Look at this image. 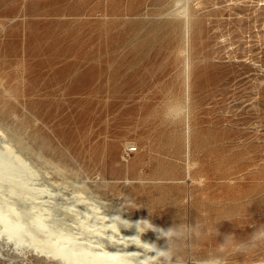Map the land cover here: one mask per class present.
Returning <instances> with one entry per match:
<instances>
[{
	"label": "rangeland",
	"instance_id": "rangeland-1",
	"mask_svg": "<svg viewBox=\"0 0 264 264\" xmlns=\"http://www.w3.org/2000/svg\"><path fill=\"white\" fill-rule=\"evenodd\" d=\"M173 1L0 0V77L21 101L0 95V118L152 225L164 263L203 264L264 225V0ZM196 220L207 235L164 250L163 230ZM230 260L264 264V246Z\"/></svg>",
	"mask_w": 264,
	"mask_h": 264
},
{
	"label": "bare ground",
	"instance_id": "bare-ground-1",
	"mask_svg": "<svg viewBox=\"0 0 264 264\" xmlns=\"http://www.w3.org/2000/svg\"><path fill=\"white\" fill-rule=\"evenodd\" d=\"M182 1L183 0H177V2ZM186 5H184V7ZM190 10L191 9L189 8V11ZM182 13L187 15L186 9ZM177 15L179 16V14ZM21 51L19 53H21ZM180 54L182 55V53ZM20 71H23V69ZM14 78L16 77L14 76ZM50 78L52 77L50 76ZM88 78L90 80V77ZM187 84L189 85V83ZM0 95L4 97L5 101H14L18 104L21 103L20 99L17 98L12 90V87L2 77H0ZM74 100L78 101V98ZM178 101L179 99L176 100L177 103ZM187 102L189 101L187 100ZM61 103H63V101ZM177 103V107L173 110V113L175 114L174 117L181 114L185 116L183 112H185L184 110L186 109L183 105L186 102H184L183 105H178ZM80 115L82 117V114ZM45 116H43V118ZM180 118L181 116H179V119ZM48 122L49 121H47V123ZM47 127L48 126L45 125V128ZM37 130L38 129H36V131ZM40 130L41 129H39V131ZM188 137L190 136L188 135ZM189 147L191 146L189 145ZM196 182L197 181H195V183ZM216 227H218V224ZM0 255L5 256L12 261L14 260L13 264H19L20 262L27 264L29 262L32 263L33 260H36L37 264L42 262L45 264H166L163 259V249H161V243L158 236L154 232L152 225H145L139 216L134 215L129 210L123 208L117 201H111L105 198L95 189L93 185L81 182L80 178L78 180L72 179L68 170L63 168L60 164L55 163L51 158L45 155L42 146H36V144L25 134L20 132L15 125L1 118ZM203 264H211V262L209 260L207 262L205 261Z\"/></svg>",
	"mask_w": 264,
	"mask_h": 264
},
{
	"label": "clouds",
	"instance_id": "clouds-1",
	"mask_svg": "<svg viewBox=\"0 0 264 264\" xmlns=\"http://www.w3.org/2000/svg\"><path fill=\"white\" fill-rule=\"evenodd\" d=\"M217 224L214 225L215 236L219 235L216 227ZM204 235H207V226L200 220H197L194 224L181 222L179 225L171 227L166 231L163 230L162 237L166 238V248L164 250H168L171 255H176L175 251L171 248V244L175 240L193 241L198 240L200 236ZM261 246H264V225L256 228L250 236L243 240L238 239L234 234H228L224 237L222 244H217V249L210 257V262L211 264H231L230 256L232 254L245 257ZM220 249H223V252ZM175 264H184L183 257L178 256ZM194 264H202V262L196 260Z\"/></svg>",
	"mask_w": 264,
	"mask_h": 264
},
{
	"label": "built area",
	"instance_id": "built-area-1",
	"mask_svg": "<svg viewBox=\"0 0 264 264\" xmlns=\"http://www.w3.org/2000/svg\"><path fill=\"white\" fill-rule=\"evenodd\" d=\"M137 151V148L135 147H128L126 150H125V156L126 157H129L131 155H133L135 152Z\"/></svg>",
	"mask_w": 264,
	"mask_h": 264
}]
</instances>
